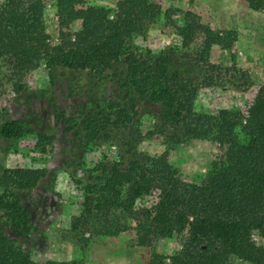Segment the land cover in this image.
<instances>
[{
  "label": "trees",
  "instance_id": "obj_1",
  "mask_svg": "<svg viewBox=\"0 0 264 264\" xmlns=\"http://www.w3.org/2000/svg\"><path fill=\"white\" fill-rule=\"evenodd\" d=\"M41 1L7 0L0 6V58H7L17 71L33 70L42 61L50 84L57 71L84 74L112 86L115 99L84 113L78 124L69 125L68 119L62 123L64 132L74 129L82 149L127 129L140 108L172 129L168 136L172 144L183 137L215 134L231 148L199 184L182 183L165 155L75 169L70 180L82 193L77 223L95 215L105 223L97 232L115 235L122 229L109 222L110 211L129 213L137 200L153 192L156 202L137 224L138 246L146 245L149 237H170L176 225H182L187 228L185 244L169 257V264H227L230 258L264 264V247L252 239L256 235L264 240V85L244 107L242 123L229 122L220 112V120L205 122L203 129V122L191 116L195 87L171 68L168 54L142 50L133 42L159 17L157 4L119 0L110 14L102 7L85 6L83 0H52L57 25L64 28L78 23L79 28L66 41L51 46L41 30ZM241 1L251 10L259 8L256 0ZM180 128L181 139L175 133ZM234 128L238 130L235 140ZM24 132L17 120L0 123L4 142ZM128 137L129 145H134L139 136L134 139L129 132ZM44 178L43 169L0 168V214L8 228L18 230L26 224L20 195ZM156 258L149 264H161ZM0 264L54 263L33 262L0 234Z\"/></svg>",
  "mask_w": 264,
  "mask_h": 264
},
{
  "label": "rangeland",
  "instance_id": "obj_2",
  "mask_svg": "<svg viewBox=\"0 0 264 264\" xmlns=\"http://www.w3.org/2000/svg\"><path fill=\"white\" fill-rule=\"evenodd\" d=\"M6 1L0 0V6ZM118 1L83 0L85 6L102 7L110 14ZM150 1L158 5L160 15L145 34L134 38V44L170 56L171 68L195 87L191 116L203 122V129L207 123L218 122L220 112L229 122L242 123L244 107L264 85V0H256L257 10L241 0ZM40 24L51 46L66 41L79 28L78 23L64 28L57 25L52 0L41 1ZM109 99H115V93L104 81L56 71L50 84L42 61L33 70L17 71L7 58H0V123L17 120L25 129L11 142L0 139V168L45 171V178L33 190L20 195L26 224L10 229L0 214V234L33 262L149 264L156 256L161 264H169V257L185 244L186 226L176 225L170 237H149L146 245L136 244L137 224L156 202L153 192L137 200L129 213L110 211L109 222L122 231L101 234L97 230L105 223L95 215L77 223L82 193L70 174L98 163H119L127 158L142 162L165 155L182 183L199 184L212 165L230 153L229 142L220 141L215 134L181 139L183 128L175 132L181 142L170 143L172 129L144 108L127 129L82 149L74 129L64 132L62 123L68 119L69 125L78 124L84 113L96 111L97 105ZM129 132L134 139L139 136L134 145L127 142ZM235 132L238 135L237 128L232 132L234 140ZM252 239L264 247L263 239L256 235ZM227 264L247 263L230 258Z\"/></svg>",
  "mask_w": 264,
  "mask_h": 264
}]
</instances>
